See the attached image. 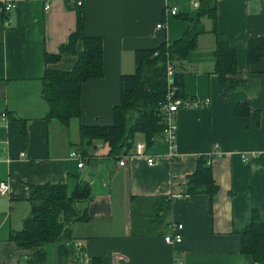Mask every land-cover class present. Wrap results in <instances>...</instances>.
I'll return each instance as SVG.
<instances>
[{
  "label": "crops",
  "instance_id": "crops-1",
  "mask_svg": "<svg viewBox=\"0 0 264 264\" xmlns=\"http://www.w3.org/2000/svg\"><path fill=\"white\" fill-rule=\"evenodd\" d=\"M7 1L14 7H0V183L8 184L0 194V264H25L29 254L10 233L22 227L30 210V186L66 183L72 191L79 181L88 183L91 199L87 219L70 226L80 250L74 264H92L94 257L108 264H264L241 252V233L253 212L264 223V56L254 65L246 56L248 38L264 37V1L216 2V30L236 50V76L252 83L224 99L214 73L213 22L207 15L197 18L192 0H83L84 34L103 42V74L82 85V114L67 125L47 117L42 81L47 68L73 66L75 58L67 53L58 61L48 58L68 43L77 6L72 0ZM171 5L177 6L176 14ZM197 20L205 30L182 61V95L210 102L175 113L177 157L147 163V156L164 152L161 135L145 148V156L119 165L120 157L108 156L106 143L94 141L79 168L69 157L73 150L83 151L79 126L112 122L120 79L134 71L135 51L172 42ZM244 103L249 112L237 114ZM141 141L143 135L137 134L135 143ZM210 152L215 153L213 200L206 194L175 197L156 232L134 234L131 198L181 192L199 158ZM173 224L182 225V240L169 244L163 236Z\"/></svg>",
  "mask_w": 264,
  "mask_h": 264
},
{
  "label": "trees",
  "instance_id": "trees-1",
  "mask_svg": "<svg viewBox=\"0 0 264 264\" xmlns=\"http://www.w3.org/2000/svg\"><path fill=\"white\" fill-rule=\"evenodd\" d=\"M216 2L217 0H200L197 18L207 15L213 22L214 73L218 77L220 93L226 99L230 92L241 87H251L252 83L236 76V50L216 30ZM81 7H76V28L70 34L68 43L61 46L59 54L48 58L58 61L62 54L67 53L75 58L73 66L66 70L47 68L42 81V97L48 105L47 117L57 119L63 125L82 114V85L88 79L103 74V42L100 37L84 34ZM192 24V30L186 28L180 38L170 43L135 51L134 71L123 74L120 79V100L113 108L112 122L91 125L81 123L79 126L83 148L80 153L83 157L94 141L106 143L109 147L108 156L119 158L132 151L137 134L143 135L146 147H150L163 134V105L168 91L167 61L173 63L175 68L171 85L176 84L179 88L176 95L184 97L182 61L195 46L197 36L205 30L198 20ZM246 56L248 65L257 64L261 60L264 56V37L248 38ZM249 110L247 103L236 107L237 114ZM208 158L207 155L199 158L196 168L187 176L181 192L131 198L134 234H151L164 224L176 197L172 195L193 198L198 194H206L213 200L217 186L212 178ZM90 199V187L83 181L77 182L72 191L68 190L66 183L31 185L28 198L30 210L23 218L22 227L10 233V239L18 248L29 250L24 263L74 264L78 261L80 250L74 246L70 226L74 222L87 219V204ZM241 252L250 256L254 262H264V223L259 221L256 212H253L250 224L241 233ZM92 264L108 263L94 257Z\"/></svg>",
  "mask_w": 264,
  "mask_h": 264
},
{
  "label": "built area",
  "instance_id": "built-area-1",
  "mask_svg": "<svg viewBox=\"0 0 264 264\" xmlns=\"http://www.w3.org/2000/svg\"><path fill=\"white\" fill-rule=\"evenodd\" d=\"M76 4V6L82 5L83 0H72ZM200 0H192L191 5L195 8L199 6ZM2 10L9 11L14 7V3L11 1H2L0 5ZM49 4L45 3V8H48ZM177 6L171 5L170 12L175 14L177 12ZM162 24H157V28H160ZM174 64L170 61H167L166 65V76L168 81V91L166 94L165 102L163 105L164 109V129L162 131V140L165 146L164 152L159 156H147L146 160L149 165L156 162V159H161L165 161H171L177 157L176 153V132H177V125L174 121L175 113L182 108H200V107H207L209 105L210 99L209 98H198V97H181L176 95L177 90L179 89L176 84H172V78L174 76ZM1 117L3 120H6V114L2 113ZM146 148V142L141 141L137 142L130 151V153L123 155L119 158L118 164L124 165L128 158H131L135 155H144V150ZM215 153L210 152L208 154V163L210 164L212 161V157ZM23 156L24 154L21 153ZM145 156V155H144ZM69 157L77 161V166L81 168L84 165V157L80 153V151L73 150L69 153ZM8 191V184L5 182L0 183V194H5ZM172 196H179V195H172ZM182 228L181 224H173L171 226V230L164 234L163 239L166 243L169 244H176L181 242L182 237L181 234L178 232Z\"/></svg>",
  "mask_w": 264,
  "mask_h": 264
},
{
  "label": "rangeland",
  "instance_id": "rangeland-1",
  "mask_svg": "<svg viewBox=\"0 0 264 264\" xmlns=\"http://www.w3.org/2000/svg\"><path fill=\"white\" fill-rule=\"evenodd\" d=\"M195 16V13H194V15H193V17ZM72 119V118H71ZM71 119L69 120V123H70V121H71ZM49 249H51V248H49ZM50 255V254H49Z\"/></svg>",
  "mask_w": 264,
  "mask_h": 264
}]
</instances>
